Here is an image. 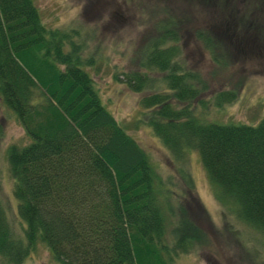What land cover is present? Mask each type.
<instances>
[{
    "label": "trees",
    "instance_id": "16d2710c",
    "mask_svg": "<svg viewBox=\"0 0 264 264\" xmlns=\"http://www.w3.org/2000/svg\"><path fill=\"white\" fill-rule=\"evenodd\" d=\"M202 1L217 2L226 26L236 19L233 43L243 42L246 28L264 30V0ZM237 2L248 8L237 9ZM168 21L152 25L136 67L121 71L120 81L135 92L149 89L137 99L144 122L186 186L185 152L192 149L213 199L264 235V116L252 125L198 118L191 102L201 81L174 60L173 35L161 30ZM82 30L45 27L32 0H0V100L28 138L5 149L23 226L21 238L11 232L0 202V261L16 263L39 242L56 264H171L205 241L204 232L179 206L168 218L173 207L158 199L161 179L148 154L101 103L83 68L93 58L81 54ZM151 71L161 74V88ZM232 97L220 91L214 102Z\"/></svg>",
    "mask_w": 264,
    "mask_h": 264
},
{
    "label": "rangeland",
    "instance_id": "374dc122",
    "mask_svg": "<svg viewBox=\"0 0 264 264\" xmlns=\"http://www.w3.org/2000/svg\"><path fill=\"white\" fill-rule=\"evenodd\" d=\"M32 2L45 27L83 29L81 36L87 40L81 54L93 58L88 69L83 68L90 73L101 103L148 154L161 179L158 199L164 203L166 197L173 207L165 210L168 218L173 220L179 206L203 230L205 241L201 239L193 249L173 256L171 264H264V235L235 220L232 212L213 199L209 181L192 149L185 152L184 169L192 182L191 187L186 186L177 164L144 122L137 99L149 89L135 92L120 81L121 71L136 67V51L152 35V25L169 20L161 30L167 28L173 35L178 50L174 60L180 69L196 73L201 81V91L191 102L193 113L203 121L255 124L264 116V30L255 34L246 28L243 42L233 43L230 32L232 26L237 30L236 19L226 26V14L215 5L217 2L202 0ZM241 3L237 2V9L248 8L247 3ZM223 16L226 19L221 23ZM211 25L214 35L210 33ZM147 74L154 77L159 88L163 86L159 72ZM227 90L233 91L232 99L215 103V94ZM27 139L13 111L0 100V202L11 232L20 238L23 222L16 213L5 149L10 143L20 145ZM13 264L56 263L44 245L35 242Z\"/></svg>",
    "mask_w": 264,
    "mask_h": 264
}]
</instances>
